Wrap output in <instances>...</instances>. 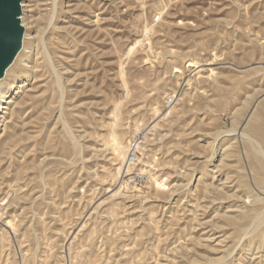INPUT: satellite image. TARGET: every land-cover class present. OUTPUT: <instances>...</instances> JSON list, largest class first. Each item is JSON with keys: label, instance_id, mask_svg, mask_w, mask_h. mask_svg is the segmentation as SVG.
<instances>
[{"label": "rangeland", "instance_id": "1", "mask_svg": "<svg viewBox=\"0 0 264 264\" xmlns=\"http://www.w3.org/2000/svg\"><path fill=\"white\" fill-rule=\"evenodd\" d=\"M23 3L0 264H264V0Z\"/></svg>", "mask_w": 264, "mask_h": 264}, {"label": "bare ground", "instance_id": "2", "mask_svg": "<svg viewBox=\"0 0 264 264\" xmlns=\"http://www.w3.org/2000/svg\"><path fill=\"white\" fill-rule=\"evenodd\" d=\"M23 8H25V3H23V1H22L21 2V14L17 19L18 20V29L20 30L19 40L17 43V47L11 53L8 60L5 61L4 64L0 67V82L3 80V78L7 74L10 67L14 64V62L18 58H19V61H18L19 62L18 65H19V64H21V62H25L26 59H28V57H29V55L26 54L25 51H23L21 53L23 46H24V42H26V40L28 38L27 37L28 35L27 34L25 35L24 18H22V14H23L22 9ZM26 44H27V42H26ZM23 68L26 70V67L24 65H23ZM26 72H29V70H26ZM24 86H25V84H24ZM24 86L22 84V86L18 87V89L16 90L17 92H16L15 96H17V95L19 96V94H21L23 92ZM12 90H13L12 83H1L0 84V111L7 109V107H4L3 105H5V104L10 105L11 102H13V101H10L9 103H7V100H9L11 98ZM12 99H14V98H12ZM258 105H259V103H258ZM260 106H261L262 110L264 111V102L261 103ZM254 107H256V105ZM258 107H256V108H258ZM241 134L243 137L248 138V139L252 135H255L258 138V139L256 138L258 141V147L250 146L248 152H249V157L251 159V166H252L253 171L256 175V180L258 179V181L264 186V149H263V146H264V123H262V124L250 123L247 125L246 128L242 129ZM252 137H254V136H252ZM112 143L115 147V151L117 152V155L122 157V159H123L122 161H125V154L128 151V146H123L120 143L119 138L116 135L112 136ZM246 217L248 218V216H246ZM235 218H236V216H235ZM263 225H264V212L255 218V220L253 221L252 227H261Z\"/></svg>", "mask_w": 264, "mask_h": 264}, {"label": "water", "instance_id": "3", "mask_svg": "<svg viewBox=\"0 0 264 264\" xmlns=\"http://www.w3.org/2000/svg\"><path fill=\"white\" fill-rule=\"evenodd\" d=\"M23 0H0V67L17 47L20 36L18 17Z\"/></svg>", "mask_w": 264, "mask_h": 264}, {"label": "built area", "instance_id": "4", "mask_svg": "<svg viewBox=\"0 0 264 264\" xmlns=\"http://www.w3.org/2000/svg\"><path fill=\"white\" fill-rule=\"evenodd\" d=\"M173 100L170 98L169 99V103H172ZM135 158V152H132L131 155H130V160H133Z\"/></svg>", "mask_w": 264, "mask_h": 264}]
</instances>
